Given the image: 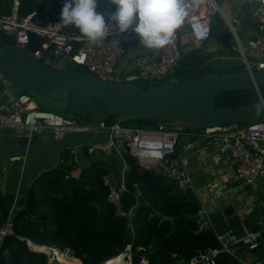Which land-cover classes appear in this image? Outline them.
<instances>
[{
	"label": "built area",
	"instance_id": "2783aa9c",
	"mask_svg": "<svg viewBox=\"0 0 264 264\" xmlns=\"http://www.w3.org/2000/svg\"><path fill=\"white\" fill-rule=\"evenodd\" d=\"M18 2L13 0L10 10L0 13V35L8 36L12 40L11 44L30 52L44 64L56 69H68L65 66L71 63L84 67L83 70L101 78L126 80L121 68L130 65L140 77L162 83L161 81L170 80L182 53L201 48L213 51L216 50V45L223 47L211 37L212 26L230 32L231 48L238 50L244 69L253 71L264 68V0H237L234 11L229 0H184L187 14L183 23L176 30L171 42L160 49L144 47L140 49L142 46L139 44L137 34L131 29L121 34L115 30L114 23L107 25L108 36L99 43L92 44L73 26L62 28L57 25L61 12H54L52 16L41 20L35 9L21 13ZM242 6L250 9L253 26L248 30H245V23L242 21L244 17ZM114 8L113 5L111 11ZM239 12L240 17H237ZM239 23H242L240 27ZM243 31L244 41L241 39ZM0 78L6 84L8 94L7 100L0 104V129L9 128L15 134L28 136L47 132L57 139L68 133L106 129L109 133V143L120 145L117 148L122 158L120 181L116 183L108 174L103 176L107 186V201L114 206L117 215L130 219L136 205L135 203L125 208L122 201L127 190L124 174L129 168L126 155L134 157L145 169L165 173L182 192L193 190L186 171L188 158L176 150V144L182 137H197L196 142L205 140L215 145L218 152L230 155L234 163V175L240 181L238 185L230 188L233 193L239 192L241 185L254 184L258 177L264 176V116L250 120L246 124L233 122L203 127L176 126L164 120L156 127L128 126L118 121L107 123L102 117H99L97 123H93L80 117L41 108L31 92L9 91L12 81L1 71ZM226 192L218 188L208 193L202 201L199 200L200 206L196 214L206 215L207 204L210 207L217 202L222 204L225 199L235 198L231 195L226 197ZM253 204V198L241 199V205L235 209L240 219L248 215ZM198 222L199 229L214 230L217 246L208 247L205 252L199 251L183 264H190L193 260H199L204 264H216L215 257L219 253L232 255L239 264H261L264 260V255L258 253L250 252L253 255L248 256L250 254L248 253L242 256L243 250L257 252L260 244H264V228L261 225L258 229L250 230L241 224L244 234L239 236L233 232V228L218 233L206 220L198 219ZM13 233L10 211L7 219L0 225V247L4 238ZM26 241L30 249L38 250V247L31 246L32 241L29 239ZM137 249H141V246ZM119 254L128 264H146L148 261L145 255H140L137 262L133 261L130 242L126 243ZM112 257L105 259L101 264H109Z\"/></svg>",
	"mask_w": 264,
	"mask_h": 264
},
{
	"label": "trees",
	"instance_id": "16d2710c",
	"mask_svg": "<svg viewBox=\"0 0 264 264\" xmlns=\"http://www.w3.org/2000/svg\"><path fill=\"white\" fill-rule=\"evenodd\" d=\"M18 1L21 13L35 9L41 20L52 16L54 12H61L64 2V0ZM12 3L13 0H0V13L8 12ZM0 40L12 42L6 35H0ZM230 49L231 44L229 52ZM199 52L202 51L197 50L182 56L175 70V74L181 76L179 82L188 77L199 78L204 73L218 71L219 66L223 71L244 69L241 64L231 61L233 58L220 56L219 64L218 57ZM5 87L0 79V92ZM259 91L264 95V85L259 87ZM54 93L59 94L60 90ZM257 99L255 88L234 89L218 95L215 106L236 104L228 102L229 100L247 103ZM58 112L82 119L94 117L79 110ZM102 118L107 123L118 121L124 125L140 127H156L163 121L140 117L125 118L112 114H105ZM64 153L60 166L42 170L30 183L24 201L26 211L22 207L13 209L14 233L7 235L2 242L0 264H46L48 255L40 250L30 249L27 239L35 244L41 246L45 244L60 252L71 254L72 257L69 254L66 257L71 264H101L105 259L120 253L128 242L131 243L133 250V261L137 262L140 255H145L148 260L146 264H168L174 255L184 257L191 250L201 251L210 247L215 238L211 228L199 229V222L195 217L184 216L173 220V217L181 213L195 215L200 202L192 191L182 192L165 173L145 169L134 157L129 156V168L125 171V179L137 185L146 203L141 204L137 210L134 209L132 217L128 219L115 214L114 206L107 201V186L103 176L107 174L108 167L103 159L79 161L78 164L82 167L80 177H69L64 180L65 171L77 164L73 161L72 155ZM122 201L124 207L129 208L136 203L137 196L126 190ZM13 204L14 194L0 189V225L7 219ZM149 205L155 213H151ZM160 214L164 217L161 218ZM174 224L175 230L172 229ZM138 246H141V249H137ZM257 251L256 254L264 255L263 243ZM215 262L239 264L227 253H219L215 257ZM190 264L204 263L193 260Z\"/></svg>",
	"mask_w": 264,
	"mask_h": 264
},
{
	"label": "water",
	"instance_id": "95a60500",
	"mask_svg": "<svg viewBox=\"0 0 264 264\" xmlns=\"http://www.w3.org/2000/svg\"><path fill=\"white\" fill-rule=\"evenodd\" d=\"M241 12L237 17H240ZM242 23H239V27ZM211 37L223 47L229 48L231 34L228 30L221 31L212 26ZM0 71L12 83L9 91L20 93L31 92L51 103H63L65 112L79 110L102 117L112 114L125 118L162 119L165 122L183 127H203L216 124L250 121L264 116V95L259 87L264 85V68L253 71L246 69L230 71H211L199 78L188 77L180 82L167 80L162 83L148 81L146 87L129 80H110L96 74L76 68L56 69L44 64L28 51H24L11 43L0 40ZM255 88L258 99L240 104L215 106V99L225 91L234 89ZM60 90L59 94H55ZM7 89L0 92V104L7 100ZM38 133L32 135L11 134L7 139L11 144L31 146L36 143ZM197 137H182L176 144V150H183L194 144ZM81 157V155H80ZM81 167L74 169L73 176L79 177ZM65 178L64 180H66ZM264 180L258 177L255 183ZM128 191L137 196L134 207L137 210L146 200L139 193L137 185L125 181ZM254 204L246 217L240 219L236 214V202L215 203L208 208L206 215L181 213L173 217H195L206 220L218 233L233 228V232L242 236V225L250 230L258 229L262 219L264 223V185L258 184L254 192ZM255 198L259 199V202ZM151 213H155L152 209ZM161 218L164 216L160 214ZM176 226L173 225V230ZM32 243V242H30ZM31 246H35L31 244ZM40 246V245H39ZM38 250H43L41 247ZM48 248L51 246L45 245ZM217 246L214 238L210 247ZM45 252V251H44ZM205 252V250H201ZM199 251L191 250L184 257L174 255L168 264L183 263L197 255ZM264 264V260L261 262Z\"/></svg>",
	"mask_w": 264,
	"mask_h": 264
},
{
	"label": "crops",
	"instance_id": "0c3cea01",
	"mask_svg": "<svg viewBox=\"0 0 264 264\" xmlns=\"http://www.w3.org/2000/svg\"><path fill=\"white\" fill-rule=\"evenodd\" d=\"M112 8L113 5L109 2V0H99V11L110 12ZM142 48L143 47L140 49ZM128 61H130V57H128ZM131 69L133 68L130 67V65H127L125 68H121V71L126 73L130 72ZM85 120L97 123L99 117H90ZM13 133V130L9 128L0 129V189L14 194V204L10 209L11 214L13 209L18 207H22L26 211L24 201L30 183L42 170L52 166H60L63 155L62 153L64 152H67L64 153V155H72L73 161L77 164L79 161L89 162L92 158H101L108 167L107 174L116 183H118L121 179V175L120 178L118 177L116 180L112 176L114 167L113 163L115 160L121 162L120 171L122 173V158L117 149L120 145H111L109 143V133L106 129L68 133L60 139L55 138L51 133H38L36 143L25 147L17 144H11L7 139H4ZM43 147L49 148L48 159L47 155L44 154L43 161L46 160L44 163H32L31 165V161H29L28 164V156L25 157V155L30 154L35 150L42 149ZM68 151L71 154L68 153ZM178 151L185 154L188 158L186 171L191 179L193 188L192 192L198 200L202 201L208 193L221 188L224 189L225 192L227 191L225 195L226 197L230 195L235 197L233 198V203H238L236 205L237 208L241 205V199H244L245 197L252 199L255 197L254 192L258 189V184L264 185V180L254 184H244L241 185L239 192L233 193L230 188L240 183L239 179H237L234 175L233 159L227 153L223 154L218 152L215 145L208 143L205 140H200L194 145L187 146L183 150ZM48 163H50L49 166H45ZM77 164L74 168L65 171L66 174L64 179L75 177L73 176L74 169L81 167ZM23 181L26 182L23 184ZM225 201L228 202L230 200L225 199ZM256 201L259 202V199L255 198V203ZM208 208L209 205H205V209L207 210ZM262 222L263 221L261 219L259 226L261 225L262 228H264V223ZM250 252L253 254L256 253V251L243 250L242 256L244 257V254H248ZM252 253L248 256L253 255Z\"/></svg>",
	"mask_w": 264,
	"mask_h": 264
},
{
	"label": "clouds",
	"instance_id": "9594fccd",
	"mask_svg": "<svg viewBox=\"0 0 264 264\" xmlns=\"http://www.w3.org/2000/svg\"><path fill=\"white\" fill-rule=\"evenodd\" d=\"M109 2L115 6L114 10L101 12L98 10L99 0H64L60 22L57 25L62 28L71 25L78 29V33L89 43L97 44L109 35L106 31L107 25L114 23L115 30L121 34L130 29L134 31L139 37L140 46L160 49L171 42L187 14L184 0H109Z\"/></svg>",
	"mask_w": 264,
	"mask_h": 264
},
{
	"label": "rangeland",
	"instance_id": "374dc122",
	"mask_svg": "<svg viewBox=\"0 0 264 264\" xmlns=\"http://www.w3.org/2000/svg\"><path fill=\"white\" fill-rule=\"evenodd\" d=\"M229 2L232 5L231 9L234 11L236 9V6H237V0H229ZM241 9L244 12V17H243L242 21L245 23V30H248V29H250L253 26V23L251 22V15L249 14L250 13V9L246 8V7H243V6L241 7ZM241 39L243 41L245 39L244 31L241 32ZM197 50L202 51V52H199L201 54L208 55V56L211 55L213 57H218L219 59L217 58V60L219 61V64H221L220 63L221 62V60H220L221 57L220 56H225L226 58H233V60H231V61H233L234 63H237V64H241V66L244 67V64H243V62L241 60V57H240V54H239L238 50H234V49L231 48L230 49L231 51L229 52V48L226 49V48L220 47L218 45H216V50H213V51H205V49L201 48V49H195V50H192V51L184 52V53H182V56H184L186 54H190L193 51H197ZM221 52H224V53H221ZM182 56H181V58H182ZM224 60H226V59H224ZM211 62L213 63L214 60H212ZM65 67L66 68H71V69L75 68V67H78L79 69H85L84 67L75 66V65H73L71 63L67 64ZM218 69H219L218 71H221V72L223 71L221 66H219ZM122 75L124 77L126 75L125 79H131L132 82H135V83H137L139 85H142V86H147L148 85V80H146L145 78L140 77L135 69H131L130 72L122 73ZM180 77L181 76L175 74V71H174L173 75L170 77V80L178 81L180 79ZM33 97H34L35 101L37 102V104L40 105L43 108H49V109H52V110L57 111V112L60 111V110H63V103L62 102L50 103V102H48L47 100H45L44 98H42L40 96L33 95ZM228 102H235L236 104L242 103L240 100L239 101H237V100L230 101L229 100ZM0 150H1V147H0ZM44 154L47 155V159H48L49 148L43 147L42 149L35 150L32 153H30V154H26L25 157L28 156V164H29V161H31V165H32V163L33 164H35V163H44L46 161V160L43 161V155ZM126 158L128 160L129 156L126 155ZM49 164L50 163L46 164L45 166H49ZM113 165H114V167H113V171H112L113 172L112 176L116 180V179H118V177L120 178V175H121V171H120L121 170V162H118L117 160H115ZM25 182L26 181H23V184ZM65 253H67V252H65ZM68 254L69 253H67V255ZM69 255L71 256V254H69ZM53 256H54V258L52 257V254H51V256L47 257L46 264H63V262L61 260L57 259L55 254ZM64 261H65V263H69L67 259L64 260ZM69 264H71V263H69Z\"/></svg>",
	"mask_w": 264,
	"mask_h": 264
},
{
	"label": "bare ground",
	"instance_id": "6f19581e",
	"mask_svg": "<svg viewBox=\"0 0 264 264\" xmlns=\"http://www.w3.org/2000/svg\"><path fill=\"white\" fill-rule=\"evenodd\" d=\"M35 245V247H37V244L33 243ZM41 247V249H43L42 251H45L47 254H52V256L55 254L57 259L61 260L63 262V264H68L65 263L64 260H66L67 257V253L65 252H60L58 251L56 248H48L45 245L44 246H39ZM119 256V257H118ZM118 256L112 257L111 261L109 262V264H128L123 258L122 255L119 254Z\"/></svg>",
	"mask_w": 264,
	"mask_h": 264
}]
</instances>
